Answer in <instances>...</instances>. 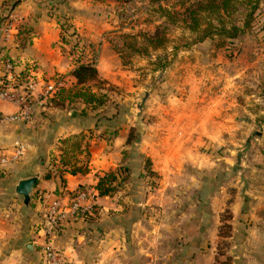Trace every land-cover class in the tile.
<instances>
[{
  "label": "rangeland",
  "instance_id": "obj_1",
  "mask_svg": "<svg viewBox=\"0 0 264 264\" xmlns=\"http://www.w3.org/2000/svg\"><path fill=\"white\" fill-rule=\"evenodd\" d=\"M246 1L223 16L226 25L242 27ZM44 2L64 50L85 46L96 57L107 47L99 67L115 75L98 73L103 82L89 87L103 94L106 123L116 110L110 127L132 117L126 154L144 150L131 213L149 215L169 233L172 264H196L206 247L212 264H243L245 230L264 228V0L236 37L202 40L184 23L180 0ZM148 191L151 204L144 202ZM262 241L255 234L251 244Z\"/></svg>",
  "mask_w": 264,
  "mask_h": 264
},
{
  "label": "crops",
  "instance_id": "obj_2",
  "mask_svg": "<svg viewBox=\"0 0 264 264\" xmlns=\"http://www.w3.org/2000/svg\"><path fill=\"white\" fill-rule=\"evenodd\" d=\"M44 1L20 0L9 10L1 6L0 0L2 20L12 14L16 17L13 25L20 23L28 30L18 34L12 29L5 33L2 25L0 69L3 56L12 58L17 70L34 60L44 78L64 76L68 88L79 89L70 74L76 66L74 55L64 50L58 39L59 26L47 14ZM101 47L94 65L100 75L113 78L114 71L102 72L99 67L106 58L105 51L108 52L105 44ZM37 95L38 91H34L35 98ZM107 106L91 110L81 99L63 107L36 105L30 120L0 122V149L16 143L24 145L20 159L0 166V264H46L41 251L45 242L41 230L42 208L56 196L66 204L81 187L97 193L95 209L84 216L68 215L54 229L50 243L61 256L60 264H172L170 249L164 243L169 233L154 225L155 220L149 215L131 213L139 200L136 190L143 183L138 176L143 172L140 153L144 151L140 148L129 151L128 155L125 152L129 149L126 140L133 125L132 117L127 119L128 123L112 128L109 124L114 125L119 116L112 110L108 116L113 119L106 123L102 116L106 115ZM15 111V104L0 101L1 113ZM110 128L114 129L112 135ZM76 141L79 148L73 149ZM153 156L151 150L146 152L150 161H154ZM74 168L76 171L71 172ZM105 171L118 172V179L129 172L113 195L99 194L94 187L98 176ZM28 177H35V182L30 200L24 204L23 196L15 188L19 180ZM153 197V192L147 193L144 202L151 204ZM259 219L264 222V215ZM245 233L243 264H264V242L251 244L255 234L264 238V228L247 229ZM204 250L196 255V264H202L203 260L212 264V249Z\"/></svg>",
  "mask_w": 264,
  "mask_h": 264
},
{
  "label": "built area",
  "instance_id": "obj_3",
  "mask_svg": "<svg viewBox=\"0 0 264 264\" xmlns=\"http://www.w3.org/2000/svg\"><path fill=\"white\" fill-rule=\"evenodd\" d=\"M15 16L8 15L5 22V33H10L16 29L13 25ZM0 69V101L5 100L16 105L13 114H3L0 112V122H11L14 120H30L35 111L36 105L46 106V101L57 94L66 85L67 80L64 76H54L51 79L44 78L37 71V64L34 60L29 61L23 72L24 80L20 82L16 66L9 57L1 60ZM34 91H38L36 98ZM24 152V145L16 143L11 147L0 149V166L8 162L20 159ZM97 193L88 191L87 188H78L71 194L68 202L58 196L51 199L42 208L41 230L45 242L41 247L43 259L46 264H60L61 256L51 245L50 237L54 229L63 222L68 215L84 216L93 212Z\"/></svg>",
  "mask_w": 264,
  "mask_h": 264
},
{
  "label": "trees",
  "instance_id": "obj_4",
  "mask_svg": "<svg viewBox=\"0 0 264 264\" xmlns=\"http://www.w3.org/2000/svg\"><path fill=\"white\" fill-rule=\"evenodd\" d=\"M16 1L17 0H1V6H6L7 9L10 10V8L16 4ZM238 1L239 0H180V4L184 6L183 21L189 29L196 31L197 39L199 40L212 36L213 34L236 37L238 33L242 32L243 29L249 25V17L258 2V0H250V8L245 13L244 17L247 18L243 21L242 27L238 26L236 23L226 25V23H224L223 16L228 14ZM246 3L248 4L247 1ZM212 16L216 19V23L212 22L210 18ZM6 21L7 20H2L0 14V28L2 25L5 26ZM16 30V33L18 34L28 31L21 25H17ZM156 35L157 33L148 36V40L153 42L152 40ZM20 45H23V41L20 42ZM74 45L75 44H72V50H70V52L74 55L73 58H75L74 60L76 66L71 70L70 74L75 78L76 85L79 86V89L72 91V89L67 87L66 83V85L63 86L56 95L46 101V106L63 107L66 103L81 99L82 102H84V104L91 110H96L97 108L105 105L102 100L103 94H99L95 92L93 88L89 87V83L91 82H103L99 78L97 68L94 65L95 55H93V53L91 55L89 53L86 55L85 46L82 48L84 51H80L79 49L75 51ZM4 57L8 56H3L2 58ZM10 59L14 63V66H16L14 60L12 58ZM17 71L21 82L24 80L23 72L22 70ZM131 131L129 132L126 140L128 144L131 142ZM79 145L78 141L74 142L72 144L73 149L79 148ZM76 169L77 168L72 169L71 172L76 171ZM117 173L118 172L115 171H105L98 176L94 187L99 194H109L122 180L126 178L125 175H122L120 179H118L119 173Z\"/></svg>",
  "mask_w": 264,
  "mask_h": 264
},
{
  "label": "water",
  "instance_id": "obj_5",
  "mask_svg": "<svg viewBox=\"0 0 264 264\" xmlns=\"http://www.w3.org/2000/svg\"><path fill=\"white\" fill-rule=\"evenodd\" d=\"M20 0H17L16 4L19 2ZM35 182V177H28V178H24L19 180V182L16 185L15 191L17 194H20L23 196V202L24 204H28L29 200H30V192L32 189V185Z\"/></svg>",
  "mask_w": 264,
  "mask_h": 264
}]
</instances>
